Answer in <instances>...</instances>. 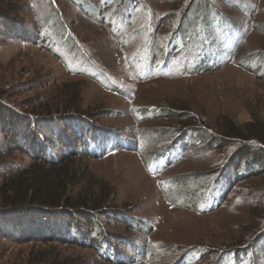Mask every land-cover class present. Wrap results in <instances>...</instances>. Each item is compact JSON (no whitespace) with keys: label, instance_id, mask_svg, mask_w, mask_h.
<instances>
[{"label":"rangeland","instance_id":"obj_1","mask_svg":"<svg viewBox=\"0 0 264 264\" xmlns=\"http://www.w3.org/2000/svg\"><path fill=\"white\" fill-rule=\"evenodd\" d=\"M188 2L0 0V11L16 10L25 24L22 37L0 25V102L27 113L79 101L108 129L97 159L85 162L114 188L115 210L133 218L101 216L117 249L0 235V264H26L36 251L71 264H264V174L228 192L219 172L204 176L222 166L227 146L208 149L197 136L183 150L159 136L168 127L179 128L174 139L183 135L190 118L209 134L226 121L264 119V0ZM9 133L0 129V174L29 162L28 150L7 148ZM47 219L49 229L61 224ZM17 227L38 233L46 225ZM253 240L251 257L227 253Z\"/></svg>","mask_w":264,"mask_h":264},{"label":"trees","instance_id":"obj_2","mask_svg":"<svg viewBox=\"0 0 264 264\" xmlns=\"http://www.w3.org/2000/svg\"><path fill=\"white\" fill-rule=\"evenodd\" d=\"M194 1L189 0L187 6L191 7ZM14 11L16 10L11 9V14L0 11V25L4 30L2 33H15L22 37L25 35V24L20 22ZM184 12L185 8H180L182 15ZM242 66L252 70L245 64ZM67 100L71 104L75 98L68 97ZM160 114L170 116L172 113L161 109ZM0 123V129L10 132L7 148L12 144L14 150H21L23 153L28 150L29 154V162L0 174V235L14 240L36 237L42 241H60L92 248L105 243L107 248L117 249L113 236L105 231L106 221L102 223L101 216L104 219L117 217V220L125 224L128 219L133 218L124 211L115 210L114 188L107 182L98 180L85 162V157L97 159L96 149L103 142L106 135L104 131L108 129L100 128L91 121L90 114L81 110L79 101L62 111L48 110L44 106L37 112L27 113L0 102ZM13 123L17 126L15 129L12 127ZM183 124V135L174 139L173 131L179 128L168 127L159 131L160 138L170 147L180 143L183 150L187 146L189 148V145H195L197 136L201 137L203 145L211 142L206 147L208 149L227 146L228 155L222 166L204 176L208 178V175L219 172L217 178L225 180L228 192L236 182L264 174V119L256 116L244 123L226 121L214 134L207 133V129L202 128L201 123H196L194 118L183 121ZM10 152L6 150V153ZM159 153L164 155L166 149ZM2 156L0 154V158ZM5 163V160H0L1 165ZM169 163L171 162L166 160L164 166ZM4 168L5 166H0V169ZM228 170L232 172L230 177L225 175ZM202 211L199 210V213ZM47 218L60 219L61 224L49 229L51 226ZM34 220L46 225L45 232L27 233L17 227L20 221ZM253 242L255 240L251 241L248 248L245 245L229 248L227 253L235 255L233 257L239 254L250 256ZM203 251L205 254L207 250ZM220 257L218 255L215 258L219 260L222 258ZM26 264L71 263H66L60 256L36 251L31 253V259Z\"/></svg>","mask_w":264,"mask_h":264},{"label":"crops","instance_id":"obj_3","mask_svg":"<svg viewBox=\"0 0 264 264\" xmlns=\"http://www.w3.org/2000/svg\"><path fill=\"white\" fill-rule=\"evenodd\" d=\"M202 201H203V199L201 200V203H202ZM214 201L213 200H210V202L208 203V202H206V205L205 206H203L202 207V209L203 208H205V209H207L208 208V204H209V207L212 205V203H213ZM201 206V205H200Z\"/></svg>","mask_w":264,"mask_h":264}]
</instances>
